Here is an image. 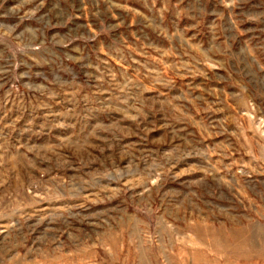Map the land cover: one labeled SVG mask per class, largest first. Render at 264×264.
Segmentation results:
<instances>
[{
	"label": "rangeland",
	"instance_id": "374dc122",
	"mask_svg": "<svg viewBox=\"0 0 264 264\" xmlns=\"http://www.w3.org/2000/svg\"><path fill=\"white\" fill-rule=\"evenodd\" d=\"M0 264H264V0H0Z\"/></svg>",
	"mask_w": 264,
	"mask_h": 264
}]
</instances>
